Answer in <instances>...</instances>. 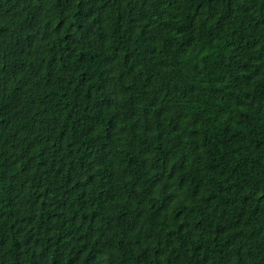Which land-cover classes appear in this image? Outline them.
<instances>
[{
  "label": "trees",
  "instance_id": "trees-1",
  "mask_svg": "<svg viewBox=\"0 0 264 264\" xmlns=\"http://www.w3.org/2000/svg\"><path fill=\"white\" fill-rule=\"evenodd\" d=\"M0 264H264V0H0Z\"/></svg>",
  "mask_w": 264,
  "mask_h": 264
}]
</instances>
